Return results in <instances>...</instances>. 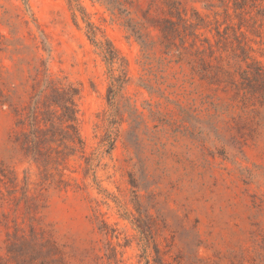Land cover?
<instances>
[{"label": "rangeland", "instance_id": "1", "mask_svg": "<svg viewBox=\"0 0 264 264\" xmlns=\"http://www.w3.org/2000/svg\"><path fill=\"white\" fill-rule=\"evenodd\" d=\"M234 1L80 0L110 103L75 4L0 0V264H264V0ZM66 90L76 146L40 132Z\"/></svg>", "mask_w": 264, "mask_h": 264}, {"label": "trees", "instance_id": "2", "mask_svg": "<svg viewBox=\"0 0 264 264\" xmlns=\"http://www.w3.org/2000/svg\"><path fill=\"white\" fill-rule=\"evenodd\" d=\"M71 5L75 4L77 8L82 13V16L84 20L86 21V25L88 27V36L92 40V42L97 46L99 49V53L103 57V60L106 62V64L109 67V70L111 72V84L108 88V94H109V100L110 103H113V98L117 95L118 92H120L125 84L128 81V74H127V64L126 59L122 56H120L119 51L114 47L112 42H110L108 39L102 40L98 38V31L100 30L99 27L90 19L87 17V12L84 9V6L80 4V0H69ZM244 4V0H235L234 1V8L240 9L242 8ZM264 12V7H263ZM264 14V13H263ZM74 17H77L76 12L74 11ZM179 20L184 21L179 22L175 19H165V21L168 24V29L171 33L180 32V26L179 24L182 23L183 27H193L189 33L184 34L181 36L182 40L186 39L187 35H191L194 37H198V29L203 26L199 23H194L189 17H184L183 14H179ZM160 29L163 31V28L160 27ZM165 30V29H164ZM118 64L117 67H115ZM115 70H119V74L115 73ZM65 99L62 103H59L58 106L61 107L63 110L62 116H61V122L63 123L62 127L58 129L55 125H51L46 130H43L41 132L42 139L44 141H50L55 138L56 134H59L58 136H61V140L65 142V140L69 143H73V145H77L78 142H82L79 133L76 129V126L74 124L76 113H75V107H74V100L72 96L71 91H65ZM112 116V115H111ZM48 118L44 119V122L46 123ZM52 123V122H51ZM47 124V123H46ZM53 124V123H52ZM109 144H111L110 149L113 145V140L109 137L108 139Z\"/></svg>", "mask_w": 264, "mask_h": 264}]
</instances>
